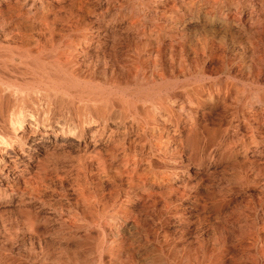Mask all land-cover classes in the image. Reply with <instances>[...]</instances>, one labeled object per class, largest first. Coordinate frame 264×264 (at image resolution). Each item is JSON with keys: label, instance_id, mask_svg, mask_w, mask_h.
Wrapping results in <instances>:
<instances>
[{"label": "rangeland", "instance_id": "rangeland-1", "mask_svg": "<svg viewBox=\"0 0 264 264\" xmlns=\"http://www.w3.org/2000/svg\"><path fill=\"white\" fill-rule=\"evenodd\" d=\"M19 1L0 0V86H5L0 87V134L1 137H4L6 136L4 131L10 129L17 136L25 134L27 131L41 136L44 132V125L56 130L57 134L52 133L49 140L46 139L47 142L43 141L38 151L33 150L31 141L24 144L20 151H18L19 147L15 145V149L12 151V156H16L17 160H15V168L10 173H7L6 170L0 171V264H89L91 262L92 264H136L137 262L138 264H194V262L196 264H257V262L264 264V0ZM174 1L177 3L175 4ZM240 1L241 3H238ZM89 5L93 7L90 8ZM82 7L85 8V13ZM103 11L104 13H101ZM115 11L117 12L115 13ZM112 13L113 15H111ZM164 16L167 17L166 21ZM169 18L171 19L169 20ZM82 20H85L86 24ZM88 21L90 22L87 23ZM92 27L93 29L98 28L97 30L100 31L92 30ZM168 29L170 30L168 31ZM63 33H67V37ZM80 35L83 36L80 37ZM73 41L75 42L73 43ZM61 48L63 49L61 50ZM136 48L138 50H135ZM158 51L159 54H156ZM133 54H137L138 59ZM96 55L103 56L97 58ZM118 55L119 58L115 57ZM122 59L124 60L121 61ZM154 59L156 60L154 61ZM132 66L135 67L132 68ZM30 70L31 72H29ZM46 70L48 72L52 70L55 75L58 74L61 84L65 82L62 84L63 87L47 91L40 86V80L47 75ZM91 75L93 76L90 77ZM165 79L168 82H163ZM171 79L172 82H170ZM10 85H13L14 88ZM176 86L177 88H175ZM27 87L29 89H26ZM99 90L105 92L102 93L104 97L101 102L99 100H84L75 93H83V91L99 93ZM67 95L71 97L68 98ZM109 96L110 98H108ZM132 105L136 106L137 114L131 109ZM154 107L157 108V111ZM145 111H148V115ZM30 112L31 114H29ZM32 116L39 119L36 122L37 126L33 124L36 128L31 126ZM22 117H24V123L19 124V118ZM144 119L146 120L144 121ZM153 121L157 124L155 125ZM64 124H69L71 131L66 128L63 133L60 127H63ZM143 125L144 127H142ZM79 126L83 127L84 132H79ZM169 131L175 132V135ZM94 132H96V138L89 140L90 134ZM120 140H123V143ZM171 140L173 142H170ZM118 142L122 147L118 145ZM177 142H180L181 145ZM71 143L73 144L70 145ZM152 144L153 146H151ZM4 146L7 145L4 144ZM181 152L182 154H180ZM63 154L70 158H64ZM135 155L136 157H134ZM153 160L154 162H152ZM69 161L76 163L72 164ZM115 165L116 167H114ZM130 171L133 176L129 174ZM115 175L121 177L116 178ZM41 181L43 182L41 183ZM164 189L168 190V193ZM24 190L26 191L24 192ZM153 192L154 194H151ZM151 195L154 196L151 197ZM122 217L124 218L122 219ZM108 231L109 233H107ZM210 234L211 236H209ZM260 234L263 236L261 237ZM171 244L173 245L171 246ZM165 252L167 253L165 254ZM187 255L191 256L186 257ZM248 255L249 257H247ZM209 256H211V260ZM181 258L184 260L182 261ZM121 259L124 261L121 262ZM252 260L257 261L251 263Z\"/></svg>", "mask_w": 264, "mask_h": 264}, {"label": "bare ground", "instance_id": "bare-ground-1", "mask_svg": "<svg viewBox=\"0 0 264 264\" xmlns=\"http://www.w3.org/2000/svg\"><path fill=\"white\" fill-rule=\"evenodd\" d=\"M18 1H19V0H18ZM31 1H32V0H31ZM31 1H30V2H31ZM33 1H34V0H33ZM36 1H37V0H36ZM51 1H52V0H51ZM53 1H54V0H53ZM84 1H85V0H84ZM89 1H90V0H89ZM111 1H112V0H111ZM111 1H110V2H111ZM130 1H132V0H130ZM149 1H151V0H149ZM203 1H206V0H203ZM16 2H17V0H16ZM19 2H20V1H19ZM22 2H23V1H22ZM22 2H21V3H22ZM40 2H41V1H40ZM74 2H75V1H74ZM87 2H88V0H87ZM93 2H94V1H93ZM113 2H114V1H113ZM113 2H112V3H113ZM161 2H162V1H161ZM161 2H160V3H161ZM212 2H213V1H212ZM258 2H259V1H258ZM0 3H1V2H0ZM21 3H20V4H21ZM47 3H48V2H47ZM51 3H52V2H51ZM80 3H81V2H80ZM82 3H83V2H82ZM84 3H85V2H84ZM116 3H117V1H116ZM118 3H119V2H118ZM132 3H133V2H132ZM137 3H138V2H137ZM147 3H148V2H147ZM149 3H150V2H149ZM151 3H152V2H151ZM151 3H150V4H151ZM153 3H154V2H153ZM162 3L164 4V2H162ZM166 3H167V2H166ZM174 3H175V1H174ZM176 3H177V2H176ZM176 3H175V4H176ZM191 3H192V2H191ZM228 3H229V1H228ZM238 3H241V1L238 2ZM18 4H19V3H18ZM24 4H25V3H24ZM27 4H28V2H27ZM31 4H32V2H31ZM31 4H30V5H31ZM85 4H86V3H85ZM89 4H90V3H89ZM101 4H102V2H101ZM145 4H146V3H145ZM179 4H180V3H179ZM199 4H200V3H199ZM222 4H223V3H222ZM249 4H250V3H249ZM256 4H257V3H256ZM7 5H8V4H7ZM46 5H47V4H46ZM51 5H52V4H51ZM51 5H50V6H51ZM54 5H55V4H54ZM57 5H58V4H57ZM83 5H84V4H83ZM96 5H97V4H96ZM96 5H95V6H96ZM104 5H105V4H104ZM134 5H135V4H134ZM238 5H239V4H238ZM251 5H252V4H251ZM17 6H18V5H17ZM21 6H22V5H21ZM23 6H24V5H23ZM25 6H26V5H25ZM25 6H24V7H25ZM74 6H75V4H74ZM81 6H82V5H81ZM110 6H111V5H110ZM131 6H132V5H131ZM138 6H139V4H138ZM141 6H142V5H141ZM147 6H149V5L147 4ZM191 6H192V5H191ZM19 7H20V5H19ZM47 7H48V6H47ZM76 7H77V6H76ZM89 7H90V5H89ZM91 7H93V6H91ZM91 7H90V8H91ZM100 7H101V5H100ZM105 7H106V6H105ZM125 7H126V6H125ZM133 7H134V6H133ZM143 7H144V6H143ZM150 7H151V6H150ZM171 7H172V6H171ZM199 7H200V6H199ZM215 7H216V6H215ZM9 8L11 9V7H9ZM13 8H15V7H13ZM13 8H12V10H13ZM48 8H49V7H48ZM51 8H52V7H51ZM77 8H78V7H77ZM82 8H83V7H82ZM87 8H88V7H87ZM114 8H115V7H114ZM126 8H127V7H126ZM147 8H148V7H147ZM152 8H153V7H152ZM175 8H177V7H175ZM5 9H6V8H5ZM15 9H17V8H15ZM57 9H58V8H57ZM62 9H63V7L60 9L61 12H62ZM73 9H74V8H73ZM79 9H80V8H79ZM84 9H85V8H83V12H84ZM106 9H107V8H106ZM145 9H146V8H145ZM155 9H156V8H155ZM155 9H154V10H155ZM167 9H168V7H167ZM169 9H170V8H169ZM172 9H173V8H172ZM252 9H253V8H252ZM263 9H264V8H263ZM17 10H18V9H17ZM25 10H26V9H25ZM77 10H78V9H77ZM90 10H91V9H90ZM94 10H95V9H94ZM116 10H117V8H116ZM135 10H136V9H135ZM139 10H140V9H139ZM141 10H142V9H141ZM143 10H144V8H143ZM162 10H163V9H162ZM15 11H16V10H15ZM43 11H44V10H43ZM53 11H54V10H53ZM55 11H56V10H55ZM64 11H66V10H64ZM74 11H75V10H74ZM105 11H106V10H105ZM117 11H118V10H117ZM117 11H115V13H116ZM132 11H133V9H132ZM132 11H131V12H132ZM136 11H137V10H136ZM212 11H213V10H212ZM260 11H261V10H260ZM262 11H263V10H262ZM25 12H26V11H25ZM27 12H28V11H27ZM78 12H79V11H78ZM97 12H98V11H97ZM122 12H123V11H122ZM142 12H143V11H142ZM150 12H151V11H150ZM162 12H163V11H162ZM191 12H192V11H191ZM9 13H11V12H9ZM15 13H16V12H15ZM28 13H29V12H28ZM36 13H37V12H36ZM39 13H40V12H39ZM79 13H81V12H79ZM84 13H85V12H84ZM84 13H83V14H84ZM90 13H91V12H90ZM90 13H89V14H90ZM101 13H104V11L101 12ZM113 13H114V12H113ZM113 13H112L111 15H113ZM119 13H120V11H119ZM144 13H145V11H144ZM153 13H154V12H153ZM181 13H182V12H181ZM218 13H219V12H218ZM224 13H225V12H224ZM232 13H233V12H232ZM236 13H237V12H236ZM260 13H261V12H260ZM25 14H26V13H25ZM29 14H30V13H29ZM29 14H28V15H29ZM34 14H35V13H34ZM109 14H110V13H109ZM130 14H131V13H130ZM130 14H129V15H130ZM251 14H252V13H251ZM2 15H3V14H2ZM2 15H1V16H2ZM20 15H21V14H20ZM59 15H60V14H59ZM70 15H71V14H70ZM81 15H82V13H81ZM99 15H100V14H99ZM105 15H106V12H105ZM135 15H136V14H135ZM137 15H139V14H137ZM150 15H151V14H150ZM154 15H155V14H154ZM154 15H152V16H154ZM182 15H183V14H182ZM198 15H199V14H198ZM201 15H202V14H201ZM216 15H217V14H216ZM258 15H259V14H258ZM261 15H262V14H261ZM40 16H41V15H40ZM71 16H73V15H71ZM71 16H70V17H71ZM77 16H78V13H77ZM79 16H80V14H79ZM114 16H115V15H114ZM204 16H205V15H204ZM211 16H212V15H211ZM42 17H43V16H42ZM56 17H58V16L56 15ZM74 17H75V16H74ZM85 17H86V16H85ZM107 17H108V16H107ZM164 17H165V16H164ZM178 17H179V16H178ZM195 17H196V16H195ZM205 17H206V16H205ZM224 17H226V16H224ZM13 18H14V17H13ZM16 18H17V20H18V17H16ZM82 18H84V16H82ZM82 18H80V19H82ZM117 18H118V17H117ZM117 18H116V19H117ZM149 18H150V17H149ZM166 18H167V17H165V21H166ZM180 18H181V17H180ZM187 18H188V17H187ZM232 18H233V17H232ZM234 18H235V17H234ZM249 18H250V17H249ZM38 19H39V18H38ZM38 19H37V20H38ZM55 19H56V18H55ZM74 19H75V18H74ZM78 19H79V18H78ZM106 19H107V18H106ZM111 19H112V17H111ZM113 19H114V18H113ZM135 19L137 20V18H135ZM170 19H171V18H169V20H170ZM230 19H231V18H230ZM39 20H40V19H39ZM57 20H58V19H57ZM92 20H93V19H92ZM132 20H133V19H132ZM146 20H147V19H146ZM219 20H220V19H219ZM221 20H222V19H221ZM223 20H224V19H223ZM227 20H228V19H227ZM70 21H71V20H70ZM77 21H78V20H77ZM82 21H85V20H82ZM98 21H99V20H98ZM100 21H101V20H100ZM139 21H142V20H139ZM160 21H162V20L160 19ZM171 21H172V20H171ZM174 21H175V20H174ZM224 21H225V20H224ZM249 21H250V20H249ZM252 21H253V20H252ZM78 22H79V21H78ZM89 22H90V21H88L87 23H89ZM123 22H124V21H123ZM131 22H132V21H131ZM133 22H134V21H133ZM137 22H138V21H137ZM162 22H164V21H162ZM228 22H229V21H228ZM66 23H67V22H66ZM96 23H97V21H96ZM135 23H136V22H135ZM140 23H141V22H140ZM140 23H139V24H140ZM147 23H148V22H147ZM152 23H153V22H152ZM157 23H158V22H157ZM169 23H170V21H169ZM249 23H250V22H249ZM33 24H34V23H33ZM41 24H42V23H41ZM43 24H44V23H43ZM45 24H46V22H45ZM45 24H44V25H45ZM85 24H86V21H85ZM85 24L83 23V26H84ZM107 24H108V22H107ZM131 24H134V23H131ZM148 24H149V23H148ZM174 24H175V23H174ZM174 24H173V25H174ZM177 24H178V23H177ZM258 24H260V23H258ZM16 25H17V24H16ZM44 25H43V26H44ZM55 25H56V24H55ZM69 25H70V24H69ZM81 25H82V24H81ZM87 25H88V24H87ZM129 25H130V24H129ZM143 25H144V24H143ZM250 25H252V24H250ZM254 25H255V24H253V26H254ZM66 26H67V25H66ZM101 26H102V25H101ZM106 26H107V25H106ZM135 26H136V25H135ZM138 26H139V25H138ZM144 26H145V25H144ZM150 26H151V25H150ZM248 26H249V25H248ZM253 26H252V27H253ZM96 27H97V26H96ZM103 27H104V26H103ZM107 27H108V26H107ZM120 27H121V26H120ZM123 27H124V26H123ZM126 27H127V26H126ZM156 27H157V26H156ZM160 27H162V25H160ZM164 27H165V26H164ZM169 27H172V26H169ZM175 27H176V26H175ZM178 27H179V26H178ZM181 27H182V26H181ZM254 27H255V26H254ZM256 27H257V26H256ZM263 27H264V26H263ZM84 28H85V27H84ZM99 28H100V25H99ZM104 28H105V27H104ZM104 28H103V30H104ZM133 28H134V27H133ZM143 28H144V27H143ZM151 28H153V27H151ZM157 28H158V27H157ZM167 28H168V27H167ZM167 28H166V29H167ZM173 28H174V27H173ZM249 28H250V27H249ZM257 28H258V27H257ZM33 29H34V27H33ZM54 29H55V28H54ZM56 29H57V28H56ZM68 29H70V27H69ZM95 29L97 30L98 28H95ZM95 29H93V27H92V30H95ZM100 29H101V28H100ZM111 29H112V28H111ZM127 29H129V28H127ZM135 29H136V28H135ZM159 29H160V28H159ZM179 29H180V28H179ZM186 29H187V28H186ZM190 29H191V28H190ZM139 30H140V28H139ZM155 30H156V29H155ZM169 30H170V29H168V31H169ZM250 30H251V29H250ZM257 30H259V29H257ZM260 30H261V29H260ZM53 31H54V30H53ZM67 31H68V30H67ZM71 31H72V30L70 29V32H71ZM97 31H100V30H97ZM112 31H113V30H112ZM120 31H122V30L120 29ZM120 31H119V32H120ZM130 31H131V30H130ZM134 31H135V30H134ZM137 31H138V29H137ZM142 31H143V30H142ZM148 31L150 32V30H148ZM152 31H153V30H152ZM162 31H163V29H162ZM178 31H180V30H178ZM63 32H64V30H63ZM81 32H82V31H81ZM83 32H84V31H83ZM85 32H86V30H85ZM104 32H105V31H104ZM109 32H110V31H109ZM154 32H155V31H154ZM164 32H165V30H164ZM172 32H173V30H172ZM176 32H177V31H176ZM182 32L184 33V31H182ZM261 32H262V31H261ZM91 33H92V32H91ZM99 33H100V32H99ZM138 33H139V31H138ZM140 33H141V32H140ZM147 33H148V32H147ZM147 33H146V34H147ZM150 33H151V32H150ZM155 33H156V35H158L157 32H155ZM166 33H167V32H166ZM170 33H171V32H170ZM55 34H57V33H55ZM58 34H59V33H58ZM60 34H61V33H60ZM63 34H64V33H63ZM66 34H67V33H66ZM66 34H64V35H66ZM84 34H85V33H84ZM95 34H96V33H95ZM136 34H137V33H136ZM148 34H149V33H148ZM168 34H169V33H168ZM71 35H72V34H71ZM85 35H86V34H85ZM106 35H107V34H106ZM106 35H105V36H106ZM131 35H132V34H131ZM149 35H150V34H149ZM159 35H160V34H159ZM172 35H173V33H172ZM183 35H184V34H183ZM249 35H250V34H249ZM15 36H16V35H15ZM61 36H62V35H61ZM68 36H70V35L68 34ZM82 36H83V35H80V37H82ZM101 36H102V35H101ZM114 36H115V35H114ZM121 36H123V34H121ZM121 36H120V37H121ZM184 36H185V35H184ZM189 36H190V35H189ZM50 37H51V34H50ZM66 37H67V35H66ZM110 37H111V36H110ZM126 37H127V36H126ZM137 37H138V36H137ZM149 37H150V36H149ZM179 37H180V36H179ZM185 37H187V36H185ZM185 37H184V38H185ZM190 37H191V36H190ZM40 38H41V37H40ZM45 38H46V37H45ZM48 38H49V37H48ZM51 38H52V37H51ZM78 38H79V37H78ZM89 38H90V37H89ZM114 38H116V37H114ZM144 38H145V37H144ZM147 38H148V37H147ZM147 38H146V39H147ZM159 38H160V37H159ZM177 38H178V37H177ZM35 39H36V38H35ZM38 39H39V38H38ZM42 39H43V38H42ZM56 39H57V38H56ZM64 39H65V38H64ZM66 39H67V38H66ZM68 39H69V38H68ZM73 39H74V38H73ZM75 39H76V38H75ZM84 39H85V38H84ZM96 39H97V38H96ZM104 39H105V38H104ZM116 39H118V38H116ZM121 39H122V38H121ZM142 39H143V37H142ZM80 40H81V39H80ZM85 40H86V39H85ZM99 40H100V37H99ZM107 40H108V39H107ZM132 40H133V39H132ZM147 40H148V39H147ZM153 40H154V39H153ZM177 40H178V39H177ZM182 40H183V39H182ZM186 40H187V39H186ZM34 41H36V40H34ZM64 41H65V40H64ZM86 41H87V40H86ZM101 41H102V40H101ZM101 41H100V42H101ZM144 41H145V43H146V40H144ZM187 41H188V40H187ZM68 42H69V41H68ZM68 42H67V43H68ZM74 42H75V41H73V43H74ZM80 42H81V41H80ZM89 42H90V41H89ZM103 42H104V41H103ZM105 42H107V41H105ZM105 42H104V43H105ZM129 42H130V40H129ZM151 42H152V41H151ZM155 42H156V41H155ZM155 42H154V43H155ZM183 42H184V41H183ZM61 43H62V42H61ZM61 43H60V44H61ZM84 43H85V42H84ZM132 43H133V42H132ZM139 43H140V42H139ZM139 43H138V44H139ZM143 43H144V42H143ZM143 43H142V45H143ZM149 43H150V42H149ZM149 43H148V44H149ZM88 44H89V43H88ZM148 44H147V45H148ZM169 44H170V43H169ZM175 44H176V40H175ZM175 44H174V46H176ZM178 44H179V43H178ZM39 45H40V44H39ZM41 45H42V44H41ZM41 45H40V46H41ZM61 45H62V44H61ZM66 45H67V44H66ZM128 45H129V44H128ZM144 45H145V44H144ZM150 45H151V43H150ZM161 45H162V44H161ZM161 45H160V46H161ZM163 45H164V44H163ZM172 45H173V44H172ZM182 45H183V44H182ZM40 46H39V47H40ZM100 46H101V45H100ZM110 46H111V45H110ZM112 46H114V45L112 44ZM140 46H141V43H140ZM145 46H146V45H145ZM170 46H171V44H170ZM174 46H173V47H174ZM61 47H62V46H61ZM67 47H68V46H67ZM74 47H75V46H74ZM80 47H81V46H80ZM80 47H79V48H80ZM124 47H125V45H124ZM126 47H127V46H126ZM135 47H138V46H135ZM150 47H151V46H150ZM165 47H166V46H165ZM58 48H60V47H58ZM76 48H77V47H76ZM81 48H82V47H81ZM88 48H89V47H88ZM113 48H114V47H113ZM115 48H116V47H115ZM138 48H140V47H138ZM170 48H171V47H170ZM21 49H23V48H21ZM40 49H41V47H40ZM53 49H54V48H53ZM62 49H63V48H61V50H62ZM68 49L70 50V48H68ZM71 49H73V48H71ZM77 49H78V48H77ZM109 49H110V48H109V46H108V50H109ZM118 49H119V48H118ZM125 49H126V48H125ZM131 49L134 50V48H131ZM149 49H150V48H149ZM38 50H39V49H38ZM114 50H115V49H114ZM135 50H138V49L136 48ZM152 50H153V49H152ZM30 51H31V50H30ZM43 51H44V50H43ZM55 51H56V50H55ZM96 51H97V50H96ZM112 51H113V50H112ZM124 51H125V50H124ZM127 51H128V49H127ZM127 51H126V52H127ZM154 51H155V49H154ZM160 51H161V50H160ZM19 52H21V51H19ZM25 52H27V51H25ZM51 52H52V50H51ZM51 52H49V53H51ZM66 52L69 53L68 51H66ZM86 52H87V51H86ZM90 52H91V51H90ZM105 52H106V51H105ZM113 52H114V51H113ZM119 52H120V51H119ZM140 52H141V51H140ZM144 52H145V51H144ZM144 52H143V53H144ZM146 52H147V51H146ZM156 52H157V51H156ZM4 53H5V52H4ZM39 53H40V52H39ZM54 53H55V52H54ZM83 53H84V52H83ZM131 53H132V52H131ZM134 53H136V52H134ZM138 53H139V52H138ZM153 53H154V52H153ZM162 53H164V52H162ZM162 53H161V54H162ZM5 54H6V53H5ZM5 54H4V56H6ZM44 54H46V53H44ZM69 54H70V53H69ZM72 54H73V53H72ZM105 54H106V53H105ZM156 54H159V51H158V53H156ZM156 54H155V55H156ZM7 55H8V54H7ZM23 55H24V54H23ZM81 55H82V54H81ZM86 55H87V54H86ZM89 55H90V54H89ZM97 55H98V54H97ZM97 55H96V56H97ZM110 55H111V54H110ZM110 55H109V56H110ZM121 55H122V53H121ZM133 55H134V54H133ZM133 55H132V56H133ZM136 55H137V54H135L134 56L136 57ZM13 56H14V54H13ZM17 56H18V55H17ZM24 56H25V55H24ZM40 56H41V55H40ZM102 56H103V55H102ZM102 56H101V55H100V56H97V58H98V57H102ZM122 56H123V55H122ZM42 57H43V56H42ZM72 57H73V56H72ZM72 57H71V58H72ZM74 57H75V55H74ZM74 57H73V59H74ZM85 57H86V56H85ZM112 57H113V56H112ZM115 57H118V58H119L120 56L118 55V56H115ZM139 57H140V56H139ZM1 58H2V57H1ZM6 58H7V57H6ZM22 58H23V57H22ZM58 58H59V57H58ZM68 58H69V57H68ZM68 58H67V59H68ZM90 58H91V57H90ZM105 58H107V57H105ZM113 58H114V57H113ZM136 58H137V57H136ZM150 58H151V57H150ZM155 58H156V57H155ZM157 58H158V56H157ZM157 58H156V59H157ZM159 58H160V56H159ZM64 59H65V58H64ZM75 59H76V58H75ZM99 59H100V58H99ZM114 59H115V58H114ZM125 59H127V58H125ZM137 59H138V58H137ZM137 59H136V60H137ZM156 59H154V61H155ZM161 59H162V57H161ZM174 59H175V58H174ZM9 60H10V59H9ZM19 60H20V59H19ZM78 60H79V59H78ZM123 60H124V59H122L121 61H123ZM127 60H128V59H127ZM172 60H173V59H172ZM48 61H49V60H48ZM90 61H91V60H90ZM107 61H109V60H107ZM111 61H112V58H111ZM140 61H141V60H140ZM140 61H139V62H140ZM152 61H153V60H152ZM160 61H161V60H160ZM162 61H163V60H162ZM174 61H175V60H174ZM174 61H172V62H174ZM3 62H4V61H3ZM9 62H10V61H9ZM109 62H110V61H109ZM139 62H138V65H139ZM141 62H142V61H141ZM163 62H164V61H163ZM7 63H8V62H7ZM7 63H6V64H7ZM12 63H13V62H12ZM52 63H53V62H52ZM85 63H86V62H85ZM104 63H105V61H104ZM111 63H112V62H111ZM131 63H132V62H131ZM135 63H136V62H135ZM135 63H133V64H135ZM150 63H152V62H150ZM157 63H159V62H157ZM60 64H62V63H60ZM72 64H73V63H72ZM106 64H107V63H106ZM117 64H118V63H117ZM120 64H121V63H120ZM122 64H123V63H122ZM133 64H130V65H133ZM148 64H149V63H148ZM154 64H155V63H154ZM154 64H153V65H154ZM173 64H174V63H173ZM62 65H64V64H62ZM109 65H110V63H109ZM111 65H112V64H111ZM124 65H126V64H124ZM124 65H123V66H124ZM130 65H129V66H130ZM157 65L159 66V64H157ZM157 65H155V66H157ZM26 66H27V65H26ZM28 66H29V65H28ZM48 66H49V65H48ZM72 66H73V65H72ZM77 66H78V65H77ZM87 66H88V65H87ZM107 66H108V64H107ZM123 66H122V68H123ZM135 66H136V65H135ZM135 66H134V67H135ZM41 67H42V66H41ZM64 67H65V66H64ZM64 67H63V68H64ZM114 67H115V66H114ZM134 67L132 66V68H134ZM139 67H140V66H139ZM139 67H137L138 70H139ZM152 67H153V66H152ZM161 67H163V66H161ZM161 67H160V68H161ZM28 68H29V67H28ZM61 68H62V67H61ZM69 68H70V67H69ZM81 68H83V67H81ZM90 68H91V67H90ZM93 68H94V67H93ZM93 68H92V69H93ZM120 68H121V67H120ZM127 68H128V66H127ZM143 68H144V67H143ZM160 68H159V69H160ZM173 68H174L173 70H175V67H173ZM29 69H30V68H29ZM86 69L88 70V68H86ZM117 69H118V68H117ZM117 69H116V70H117ZM154 69H156V68H154ZM164 69H165V68H164ZM170 69H171V68H170ZM26 70H27V69H26ZM84 70H85V69H84ZM106 70H107V69H106ZM108 70H109V69H108ZM113 70H114V69H113ZM123 70H124V69H123ZM143 70H144V69H143ZM173 70H172V72H173ZM16 71H17V70H16ZM46 71H47V70H46ZM54 71H55V70H54ZM68 71H70V70H68ZM68 71H67V73H68ZM109 71H110V70H109ZM118 71H119V70H118ZM133 71H135V70H133ZM136 71H137V69H136ZM145 71H146V70H145ZM163 71H165V70H163ZM29 72H31V70H30ZM32 72H33V69H32ZM58 72H60V71H58ZM72 72H73V71H72ZM94 72H96V71L94 70ZM114 72H115V71H114ZM127 72H128V70H127ZM156 72H157V70H156ZM165 72H166V71H165ZM35 73H36V72H35ZM39 73H41V72H39ZM56 73H57V71H56ZM90 73H91V70H90ZM104 73H105V72H104ZM135 73H138V72H135ZM159 73H160V72H159ZM168 73H169V71H168ZM46 74H47V75H46L44 78H42V79L40 80V84H39L40 86H42V87H43L44 89H46L47 91H48V90H52V89H59L61 86L63 87L62 84H64L65 82L61 84V79L57 76L58 74L55 75V73H53L52 70H50L49 72L47 71ZM61 74H62V73H61ZM80 74H81V73H80ZM84 74H85V73H84ZM97 74H98V72H97ZM97 74H96V75H97ZM161 74H163V73L161 72ZM161 74H160V75H161ZM174 74H175V73H174ZM134 75H137V74H134ZM151 75H152V74H151ZM35 76H36V75H35ZM92 76H93V75H91L90 77H92ZM105 76H108V75H105ZM164 76H165V75H164ZM167 76H168V74H167ZM154 77H156V76H154ZM171 77H172V76H171ZM31 78H32V77H31ZM31 78H30V79H31ZM67 78H68V77H67ZM69 78H71V77H69ZM72 78H73V77H72ZM72 78H71V79H72ZM87 78H88V77H87ZM95 78H96V77H95ZM121 78H122V77H121ZM162 78H163V77H162ZM164 78H165V77H164ZM21 79H22V78H21ZM110 79H111V77H110ZM136 79H137V78H136ZM156 79H157V77H156ZM172 79H173V78H172ZM172 79H171V81H170V80H169V81L172 82V81H173ZM77 80H78V79H77ZM157 80H158V79H157ZM161 80H162V79H161ZM27 81H28V80H27ZM78 81H79V80H78ZM142 81H143V80H142ZM159 81H160V80H159ZM164 81H167V80L165 79V80H163V82H164ZM157 82H158V81H157ZM161 82H162V81H161ZM167 82H168V81H167ZM170 82H169V83H170ZM200 82H201V81H200ZM2 83H3V82H2ZM26 83H28V82H26ZM30 83H32V82H30ZM69 83H70V82H69ZM77 83H78V82H77ZM132 83H133V82H132ZM132 83H131V84H132ZM143 83H144V82H143ZM178 83H179V82H178ZM7 84H8V83H7ZM32 84H33V83H32ZM83 84H84V83H83ZM147 84H148V83H147ZM154 84H155V83H154ZM200 84H201V83H200ZM3 85H4V84H3ZM39 85H38V86H39ZM71 85H72V84H71ZM76 85H77V84H76ZM84 85H85V84H84ZM87 85H88V84H87ZM90 85H91V84H90ZM93 85H94V84H93ZM110 85H111V84H110ZM135 85H136V84H135ZM156 85H157V84H156ZM163 85H164V84H163ZM173 85H174V84H173ZM173 85H172V86H173ZM176 85H177V83H176ZM7 86H8V85H7ZM10 86H11V85H10ZM95 86H96V85H95ZM98 86H99V85H98ZM101 86L103 87L102 84H101ZM104 86H105V85H104ZM107 86H108V85H107ZM124 86H125V85H124ZM152 86H154V85H152ZM160 86H161V85H160ZM160 86H159V87H160ZM169 86H170V85H169ZM172 86H171V87H172ZM0 87H5V86H0ZM11 87H13V85H12ZM75 87H76V86H75ZM79 87H80V85H79ZM82 87H83V86H82ZM147 87H148V86H147ZM157 87H158V86H157ZM9 88H10V87H9ZM13 88H14V87H13ZM20 88H21V90H22V87H20ZM31 88L33 89V87H31ZM69 88H70V87H69ZM77 88H78V87H77ZM80 88H81V87H80ZM84 88H85V86H84ZM94 88H95V87H94ZM108 88H109V87H108ZM111 88H112V87H111ZM173 88H174V87H173ZM173 88H172V89H173ZM175 88H177V86H176ZM175 88H174V89H175ZM26 89H29V88L27 87ZM26 89H25V91H27ZM37 89H38V88H37ZM67 89H68V88H67ZM71 89H72V88H71ZM91 89H92V88H91ZM104 89H105V88H104ZM113 89H114V88H113ZM170 89H171V88H170ZM17 90H19V89H17ZM23 90H24V89H23ZM34 90H36V89H34ZM78 90H79V89H78ZM88 90H90V89H88ZM97 90H98V87H97ZM102 90H103V89H102ZM115 90H116V89H115ZM117 90H118V89H117ZM124 90H125V89H124ZM145 90H146V89H145ZM154 90H155V89H154ZM2 91L4 92V90H2ZM68 91H69V90H68ZM73 91H74V90H73ZM95 91H96V90H95ZM99 91H100V90H99ZM99 91H98V92H99ZM109 91H110V88H109ZM122 91H123V90H122ZM122 91H121V92H122ZM148 91H149V90H148ZM148 91H147V92H148ZM150 91H152V90H150ZM165 91H166V89L164 90V92H165ZM22 92H23V91H22ZM28 92H29V91H28ZM31 92H32V91H31ZM52 92H53V91H52ZM59 92H60V91H59ZM61 92H62V91H61ZM110 92H111V91H110ZM123 92H124V91H123ZM138 92H139V91H138ZM141 92H142V91H141ZM144 92H145V91H144ZM155 92H157V91H155ZM158 92H160V91H158ZM167 92H168V91H167ZM12 93H13V91H12ZM40 93H41V92H40ZM55 93H56V92H55ZM75 93H76V95H79L80 97H82L84 100H95V101L99 100V101L101 102L102 98L104 97L103 94H104L105 92H101V91H100L99 93H95V92H94V93H90V92L87 93V91H86V92L83 91V93H82V92H81V93L75 92ZM102 93H103V94H102ZM180 93H181V92H180ZM10 94H11V93H10ZM27 94H28V93H27ZM38 94H39V92H38ZM42 94H43V93H42ZM42 94H41V95H42ZM48 94H49V93H48ZM60 94H62V93H60ZM64 94H65V93H64ZM66 94H68V93H66ZM114 94H115V93H114ZM118 94H119V93H118ZM150 94H151V93H150ZM169 94H170V93H169ZM190 94H192V93L190 92ZM15 95H16V94H15ZM15 95H14V96H15ZM147 95H148V94H147ZM153 95H154V94H153ZM153 95H152V96H153ZM155 95H157V94H155ZM175 95L177 96V94H175ZM181 95H182V94H181ZM186 95H187V94H186ZM16 96H17V95H16ZM16 96H15V99H16ZM53 96H54V95H53ZM56 96L58 97V95H56ZM64 96H65V95H64ZM67 96H68V95H67ZM125 96H126V95H125ZM139 96H140V94H139ZM152 96H151V97H152ZM167 96H168V95H167ZM178 96H179V95H178ZM27 97H28V96H27ZM34 97H35V96H34ZM70 97H71V96H70ZM70 97L68 96V98H70ZM123 97H124V96H123ZM189 97H190V96H189ZM197 97H198V96H197ZM20 98H21V97H20ZM28 98L30 99V97H28ZM50 98H51V97H50ZM62 98H63V97H62ZM82 98H80V99H82ZM108 98H110V96H109ZM155 98H156V97H155ZM29 99H28V100H29ZM43 99H45V98H43ZM78 99H79V98H78ZM129 99H132V98H129ZM150 99H151V98H150ZM169 99H170V98H169ZM189 99H190V98H189ZM199 99H200V98H199ZM57 100H58V98H57ZM126 100H127V99H126ZM145 100H146V99H145ZM159 100H160V99H159ZM170 100H171V99H170ZM179 100H180V99H179ZM187 100H188V99H187ZM24 101H25V100H24ZM31 101H32V99H31ZM31 101H30V102H31ZM42 101H43V100H42ZM58 101H59V100H58ZM70 101H71V100H70ZM82 101H83V100H82ZM82 101H81V102H82ZM127 101H128V100H127ZM138 101H140V100H138ZM141 101H142V100H141ZM152 101H153V100H152ZM26 102H27V99H26ZM30 102H29V103H30ZM68 102H69V100H68ZM122 102H123V101H122ZM130 102H131V101H130ZM149 102H150V101H149ZM160 102H161V101H160ZM176 102H177V101H176ZM181 102H182V101H181ZM181 102H180V103H181ZM190 102H191V101H190ZM70 103H71V102H70ZM104 103H105V102H104ZM124 103H125V102H124ZM138 103H139V102H138ZM162 103H163V102H162ZM167 103H168V102H167ZM184 103H185V102H184ZM261 103H262V102H261ZM21 104H22V103H21ZM34 104H36V103H34ZM40 104H41V103H40ZM52 104H53V102H52ZM76 104H77V103H76ZM88 104H89V103H88ZM125 104H126V103H125ZM127 104H128V103H127ZM169 104H170V103H169ZM193 104H194V103H193ZM53 105H54V104H53ZM77 105H78V104H77ZM80 105H81V104H80ZM101 105H102V104H101ZM128 105H129V104H128ZM142 105H143V104H142ZM150 105H151V104H150ZM177 105H178V104H177ZM183 105H184V104H183ZM191 105H192V104H191ZM126 106H127V105H126ZM166 106H167V104H166ZM189 106H190V105H189ZM194 106H195V105H194ZM14 107H15V106H14ZM131 107H132V108H131ZM131 107H130V108L133 110V112L137 114V108H136V106H135V105H132ZM149 107H150V106H149ZM159 107H160V106H159ZM159 107H158V108H159ZM161 107H162V105H161ZM163 107H164V106H163ZM112 108H113V107H112ZM146 108H147V106H146ZM146 108H145V109H146ZM178 108H179V110H180V107H178ZM184 108H185V107H184ZM194 108H195V107H194ZM24 109H25V108H24ZM30 109H31V108H30ZM30 109H29V110H30ZM68 109H69V108H68ZM151 109H152V108H151ZM154 109H155V111H157V110H156L157 108L154 107ZM169 109H170V107H169ZM174 109H175V107H174ZM188 109H189V108H188ZM42 110H43V109H42ZM115 110H116V109H115ZM141 110H142V109H141ZM149 110H150V109H149ZM149 110H148V111H149ZM179 110H178V111H179ZM190 110H191V109H190ZM50 111H51V110H50ZM118 111H120V110H118ZM121 111H122V110H121ZM148 111H145V112L147 113V115H148ZM172 111H173V110H172ZM175 111H176V110H175ZM184 111H185V110H184ZM122 112H123V111H122ZM142 112H143V111H142ZM149 112H150V111H149ZM260 112H262V111H260ZM27 113H28V112H27ZM33 113H34V112H33ZM54 113H55V112H54ZM118 113H119V112H118ZM123 113H124V112H123ZM143 113H144V112H143ZM187 113H188V112H187ZM252 113H253V112H252ZM19 114H21V113H19ZM19 114H18V115H19ZM29 114H31V112H30ZM42 114H44V113H42ZM52 114H53V112H52ZM77 114H78V113H77ZM165 114H166V113H165ZM193 114H195V113H193ZM255 114H256V113H255ZM12 115H13V113H12ZM37 115H38V114H37ZM129 115H130V114H129ZM129 115H128V116H129ZM134 115H135V114H134ZM147 115H146V116H147ZM162 115H163V114H162ZM190 115H191V114H190ZM195 115H196V114H195ZM24 116H25V115H24ZM116 116H117V115H116ZM131 116H132V115H131ZM143 116H144V115H143ZM198 116H199V115H198ZM202 116H204V115H202ZM32 117H33V121L31 122V123H32L31 126L36 128V126H37V124H38V123H36V122H37V120H39V119H38L37 117H34V116H32ZM42 117H43V116H42ZM139 117H140V116H139ZM148 117H149V116H148ZM162 117H163V116H162ZM169 117H170V116H169ZM169 117H168V118H169ZM173 117H174V116H173ZM183 117H184V116H183ZM254 117H255V116H254ZM23 118H24V117L19 118V121H18L19 124H20V123L22 124V122L24 121ZM39 118H40V117H39ZM115 118H116V117H115ZM141 118H142V117H141ZM146 118H147V117H146ZM175 118H176V117H175ZM179 118H180V117H179ZM244 118H245V117H244ZM135 119H136V118H135ZM135 119H134V120H135ZM255 119H256V118H255ZM124 120H126L125 117H124ZM129 120H130V119H129ZM145 120H146V119H144V121H145ZM152 120H153V119H152ZM163 120H164V119H163ZM176 120H177V119H176ZM180 120H181V119H180ZM185 120H186V119H185ZM15 121H16V120H15ZM64 121H65V120H64ZM156 121H157V120H156ZM167 121H168V120H167ZM177 121H178V120H177ZM87 122H88V121H87ZM153 122H155V121H153ZM153 122H152V123H153ZM164 122H165V121H164ZM195 122H196V121H195ZM250 122H251V121H250ZM15 123H16V122H15ZM23 123H24V122H23ZM59 123H60V122H59ZM123 123H124V122H123ZM146 123H147V122H146ZM146 123H145V124H146ZM179 123H180V122H179ZM187 123H189V122H187ZM196 123H197V122H196ZM26 124H27V123H26ZM33 124H36V126H35V125L33 126ZM88 124H89V123H88ZM92 124H93V123H92ZM141 124H142V123H141ZM148 124H149V123H148ZM156 124H157V123L155 122V125H156ZM160 124H161V123H160ZM163 124H164V123H163ZM184 124H185V123H184ZM194 124H195V123H194ZM0 125H1V124H0ZM109 125H110V124H109ZM126 125H127V124H126ZM146 125H147V124H146ZM158 125H159V124H158ZM187 125H188V124H187ZM2 126H3V125H2ZM24 126H25V125H24ZM59 126H60V125H59ZM113 126H114V125H113ZM128 126H130V125L128 124ZM135 126H137V125L135 124ZM149 126H150V125H149ZM153 126H154V125H153ZM163 126H164V125H163ZM181 126H182V125H181ZM190 126H191V125H190ZM72 127H73V126H72ZM117 127H118V125H117ZM117 127H116V128H117ZM137 127H138V126H137ZM140 127H141V126H140ZM140 127H139V128H140ZM142 127H144V125H143ZM235 127H236V126H235ZM7 128H8V127H7ZM7 128H6V129H7ZM43 128H44V132L41 134V136H36V133H34V132H32V131H30V132L27 131V132H25V134H21V135L18 134L19 136H17V135H16L15 133H13L12 130H10V129H7L6 131H4V134H6V136H4V137L2 136V137H1V134H0V149L4 148V149H2V151L0 152V153H2V156H0V158H2L1 161H0V171H4V170H6L7 173H10L11 171H13V168H15V165H16L15 163H16L17 160H16V156H15V157L12 156V151H14V149H15V145H17V147H19V148H18V149H19L18 151H20V150L23 149L24 144H26V143L28 144V142L31 141L30 143H31V146H33V150L38 151V150L41 148L40 145H41V143H43V141H44V142H47L46 139L49 140V138L51 137V134H52V133L57 134V133H56L57 131H56V130H53V128H51L50 126H46V125H44ZM55 128H56V127H55ZM66 128H68V130L71 131V128L69 127V124H64L63 127H60V130H63V133H64ZM159 128H160V126H159ZM162 128H163V127H162ZM164 128H165V127H164ZM183 128H184V127H183ZM183 128H182V129H183ZM238 128H239V127H238ZM241 128H242V127H241ZM32 129H33V128H32ZM38 129H39V128H38ZM87 129H88V128H87ZM94 129H95V128H94ZM96 129H98V128H96ZM113 129H114V127H113ZM130 129H131V128H130ZM140 129H142V128H140ZM166 129H167V128H166ZM187 129H188V128H187ZM189 129H190V128H189ZM78 130H79L80 133H81V132H84V129H83L82 126H79V127H78ZM118 130H119V129H118ZM128 130H129V129H128ZM148 130H149V129H148ZM159 130H160V129H159ZM161 130H163V129H161ZM36 131H37V130H36ZM72 131H73V130H72ZM89 131H90V130H89ZM110 131H112V130H110ZM119 131H120V130H119ZM126 131H127V130H126ZM152 131H153V130H152ZM237 131H238V129H237ZM0 132H1V131H0ZM67 132H68V131H67ZM92 132H93V131H92ZM96 132H97V131H96ZM96 132L90 134V136H89V140H94V139L96 138V137H95ZM115 132H117V131H115ZM127 132H128V131H127ZM127 132H126V133H127ZM154 132H155V131H154ZM169 132H170V131H169ZM2 133H3V132H2ZM130 133H131V132H130ZM140 133H142V132H140ZM145 133H146V132H145ZM145 133H144V134H145ZM159 133H160V132H159ZM163 133H164V132H163ZM165 133H166V132H165ZM170 133H171V132H170ZM172 133H173V132H172ZM172 133H171V134H172ZM174 133H175V132H174ZM174 133H173V134H174ZM176 133H177V132H176ZM108 134H109V133H108ZM119 134H120V133H119ZM144 134H143V135H144ZM234 134H235V133H234ZM237 134H238V132H237ZM83 135H84V134H83ZM116 135H117V134H116ZM149 135H150V134H149ZM152 135H153V134H152ZM174 135H175V134H174ZM186 135H187V134H186ZM242 135H243V134H242ZM261 135H263V134H261ZM54 136H55V135H54ZM146 136H147V135H146ZM167 136H168V135H167ZM167 136H166V137H167ZM170 136H171V135H170ZM189 136H190V135H189ZM233 136H234V135H233ZM60 137H61V136H60ZM86 137H87V135H86ZM121 137H122V136H121ZM123 137H124V136H123ZM151 137H152V136H151ZM157 137H158V136H157ZM183 137H184V136H183ZM187 137H188V136H187ZM236 137H237V136H236ZM54 138H55V137H54ZM62 138H63V137H62ZM104 138H105V137H104ZM110 138H111V137H110ZM131 138H132V137H131ZM133 138H134V137H133ZM155 138H156V137H155ZM169 138H170V137H169ZM169 138H168V139H169ZM185 138H186V137H185ZM120 139H122V138H120ZM127 139H128V138H127ZM137 139H138V138H137ZM148 139H149V138H148ZM162 139H163V138H162ZM162 139H161V141H162ZM165 139H166V138H165ZM165 139H164V140H165ZM174 139H175V138H174ZM176 139H178V138H176ZM242 139H243V138H242ZM242 139H241V140H242ZM261 139H262V138H261ZM52 140H53V139H52ZM84 140H85V139H84ZM155 140H156V139H155ZM189 140H190V139H189ZM263 140H264V139H263ZM57 141H58V140H57ZM102 141H103V140H102ZM107 141H108V140H107ZM112 141H113V140H112ZM120 141H121V140H120ZM122 141H123V140H122ZM122 141H121V142H122ZM127 141H128V140H127ZM129 141H131L130 138H129ZM133 141H134V140H133ZM135 141H136V140H135ZM168 141H169V140H168ZM239 141H240V140H239ZM66 142H67V140H66ZM95 142H96V141H95ZM124 142H125V141H124ZM136 142H137V141H136ZM158 142H159V141H158ZM170 142H173V141L171 140ZM112 143H113V142H112ZM118 143H119V142H118ZM122 143H123V142H122ZM149 143H150V142H149ZM159 143H160V142H159ZM177 143H178V142H177ZM177 143H176V144H177ZM4 144H6L7 146H4ZM72 144H73V143H71L70 145H72ZM92 144H93V143H92ZM130 144H131V143H130ZM138 144H139V143H138ZM138 144H137V145H138ZM143 144H144V143H143ZM178 144H180V142H179ZM44 145H45V144H44ZM60 145H61V144H60ZM66 145H67V144H66ZM87 145H88V143H87ZM99 145H100V144H99ZM118 145H120V143H119ZM124 145H125V144H124ZM124 145H123V146H124ZM127 145H128V144H127ZM127 145H126V146H127ZM146 145H147V144H146ZM154 145H155V144H154ZM159 145H160V144H159ZM169 145H170V143H169ZM180 145H181V144H180ZM31 146H30V147H31ZM67 146H69V145H67ZM74 146H75V145H74ZM88 146H89V145H88ZM120 146L122 147V145H120ZM151 146H153V144H152ZM156 146H157V144H156ZM162 146H163V145H162ZM167 146H168V145H167ZM174 146H175V145H174ZM228 146H229V145H228ZM58 147L60 148V146H58ZM72 147H73V146H72ZM89 147H90V146H89ZM98 147H99V146H98ZM117 147H118V146H117ZM132 147H133V146H132ZM148 147H149V146H148ZM158 147H159V146H158ZM244 147H246V146H244ZM31 148H32V147H31ZM74 148H75V147H74ZM145 148H146V147H145ZM159 148H160V147H159ZM179 148H180V147H179ZM42 149H43V148H42ZM71 149H72V148H71ZM118 149H119V148H118ZM137 149H138V148H137ZM139 149H140V147H139ZM139 149H138V150H139ZM142 149H143V148H142ZM47 150H48V149H47ZM68 150H69V149H68ZM73 150H74V149H73ZM80 150H81V149H80ZM86 150H87V149H86ZM115 150H116V149H115ZM127 150H128V149H127ZM159 150H160V149H159ZM65 151H66V150H65ZM76 151H77V150H76ZM92 151H93V150H92ZM92 151H89V152H92ZM96 151H98V150H96ZM96 151H95V152H96ZM133 151H134V150H133ZM135 151H136V150H135ZM146 151H147V150H146ZM151 151H152V150H151ZM161 151H162V149H161ZM163 151H164V150H163ZM171 151H172V150H171ZM181 151H182V150H181ZM15 152H16V151H15ZM39 152H41V151H39ZM82 152H83V151H82ZM119 152H120V151H119ZM140 152H141V151H140ZM142 152H143V151H142ZM148 152H149V151H148ZM165 152H166V151H165ZM167 152H169V151H167ZM42 153H43V152H42ZM61 153H62V152H61ZM61 153H60V155H61ZM65 153H67V152H65ZM72 153H73V152H72ZM113 153L115 154V152H113ZM123 153H124V152H123ZM129 153H130V151H129ZM133 153H135V152H133ZM138 153H139V151H138ZM138 153H137V154H138ZM160 153H161V152H160ZM162 153H163V152H162ZM173 153H174V152H173ZM190 153H191V152H190ZM18 154H19V153H18ZM28 154H29V153H28ZM81 154H83V153H81ZM93 154H94V152H93ZM109 154H110V153H109ZM126 154H127V153H126ZM140 154H141V153H140ZM155 154H156V153H155ZM180 154H182V152H181ZM20 155H21V154H20ZM60 155H59V156H60ZM67 155H68V154H67ZM83 155H84V154H83ZM104 155H105V154H104ZM118 155H119V154H118ZM160 155H161V154H160ZM62 156H64V154H63ZM70 156H71V155H70ZM72 156H73V154H72ZM79 156H80V155H79ZM86 156H87V155H86ZM90 156H91V155H90ZM114 156H116V155H114ZM127 156H128V155H127ZM140 156H141V155H140ZM142 156H143V155H142ZM154 156H155V155H154ZM168 156H169V155H168ZM168 156H167V157H168ZM176 156H177V155H176ZM19 157H20V156H19ZM26 157H27V156H26ZM30 157H31V155H30ZM68 157H69V156H68ZM68 157H65V156H64V158H67V159H68ZM116 157H117V156H116ZM119 157H120V156H119ZM121 157H122V156H121ZM134 157H136V155H135ZM134 157H133V159H135ZM24 158H25V157H24ZM53 158H54V156H53ZM69 158H70V157H69ZM71 158H72V157H71ZM93 158H94V157H93ZM101 158H102V157H101ZM111 158H112V157H111ZM129 158H130V157H129ZM148 158H149V156H148ZM148 158H147V159H148ZM157 158H158V157H157ZM159 158H160V157H159ZM181 158H183V157H181ZM19 159H20V158H19ZM21 159H22V158H21ZM54 159H55V158H54ZM82 159H83V158H82ZM138 159H139V158H138ZM143 159H144V158H143ZM163 159H164V158H163ZM15 160H16V161H15ZM22 160H23V159H22ZM52 160H53V159H52ZM56 160H57V158H56ZM56 160H55V161H56ZM80 160H81V159H80ZM104 160H105V159H104ZM106 160H107V159H106ZM109 160H110V159H109ZM129 160H130V159H129ZM131 160H132V157H131ZM149 160H151V159H149ZM156 160H157V159H156ZM111 161H112V160H111ZM136 161H137V160H136ZM146 161H147V160H146ZM146 161H145V162H146ZM161 161H164V160H161ZM50 162H51V161H50ZM69 162H71V161H69ZM77 162H78V161H77ZM85 162H86V161H85ZM90 162H91V161H90ZM103 162H104V161H103ZM116 162H117V161H116ZM118 162H119V161H118ZM133 162H135V161H133ZM152 162H154V160H153ZM156 162H157V161H156ZM158 162H159V161H158ZM166 162H167V161H166ZM178 162H179V161H178ZM25 163H26V162H25ZM71 163H72V162H71ZM75 163H76V162H75ZM75 163H72V164H75ZM94 163H95V162H94ZM110 163H111V162H110ZM123 163H124V162H123ZM147 163H148V162H147ZM28 164H29V163H28ZM77 164H78V163H77ZM79 164H80V163H79ZM130 164H132V163H130ZM141 164H142V163H141ZM143 164H144V163H143ZM162 164H163V163H162ZM33 165H34V164H33ZM65 165H66V164H65ZM70 165H71V164H70ZM88 165H89V164H88ZM105 165H106V164H105ZM109 165H110V164H109ZM132 165H133V164H132ZM151 165H152V164H151ZM178 165H179V164H178ZM180 165H181V164H180ZM184 165H185V164H184ZM184 165H183V166H184ZM186 165H187V164H186ZM29 166H30V165H29ZM49 166H50V165H49ZM61 166H62V165H61ZM80 166H81V164H80ZM117 166H118V165H117ZM119 166H120V165H119ZM133 166H134V165H133ZM143 166H144V165H143ZM169 166H170V164H169ZM171 166H172V165H171ZM58 167H60V166H58ZM85 167H86V166H85ZM103 167H104V165H103ZM114 167H116V165H115ZM114 167H113V169H114ZM125 167H126V166H125ZM130 167H131V166H130ZM162 167H163V166H162ZM164 167H165V166H164ZM186 167H187V166H186ZM66 168H67V167H66ZM79 168H80V167H79ZM89 168H90V167H89ZM91 168H92V166H91ZM109 168H110V167H109ZM111 168H112V167H111ZM141 168H142V167H141ZM144 168H145V166H144ZM144 168H143V169H144ZM171 168H172V167H171ZM180 168H181V167H180ZM42 169H43V168H42ZM58 169H59V168H58ZM63 169H64V168H63ZM67 169H68V168H67ZM80 169H81V168H80ZM93 169H94V168H93ZM131 169H132V167H131ZM148 169H149V168H148ZM163 169H165V168H163ZM22 170H23V169H22ZM64 170H65V169H64ZM105 170H106V166H105ZM116 170H117V169H116ZM141 170H142V169H141ZM29 171H30V170H29ZM67 171H68V170H67ZM70 171H71V170H70ZM113 171H114V170H113ZM138 171H139V170H138ZM161 171H162V170H161ZM164 171H165V170H164ZM168 171H169V170H168ZM187 171L189 172L188 169H187ZM190 171H191V170H190ZM25 172H26V171H25ZM31 172H32V171H31ZM88 172H90V171H88ZM88 172H87V173H88ZM121 172H122V171H121ZM130 172H131V171H130ZM140 172H141V171H140ZM13 173H14V172H13ZM44 173H45V172H44ZM82 173H83V172H82ZM85 173H86V172H85ZM124 173H125V172H124ZM137 173H138V172H137ZM141 173H142V172H141ZM162 173H163V172H162ZM169 173H171V172H169ZM169 173H168V174H169ZM177 173H178V172H177ZM18 174H19V173H18ZM68 174H69V173H68ZM76 174H77V173H76ZM79 174H80V173H79ZM101 174H102V173H101ZM129 174H131V176H133V175H132V172L129 173ZM146 174H147V173H146ZM159 174H160V173H159ZM11 175H12V174H11ZM13 175H15V174H13ZM43 175H44V174H43ZM81 175H82V174H81ZM98 175H99V173H98ZM106 175H107V174H106ZM134 175H135V174H134ZM136 175H138V174H136ZM136 175H135V176H136ZM171 175H172V174H171ZM177 175H178V174H177ZM192 175H193V174H192ZM6 176H7V174H6ZM8 176H9V175H8ZM79 176H80V175H79ZM101 176H103V175H101ZM104 176H105V174H104ZM115 176H116V175H115ZM125 176H126V175H125ZM125 176H123V177H125ZM148 176H149V175H148ZM161 176H162V175H161ZM168 176H169V175H168ZM11 177H13V176H11ZM14 177H15V176H14ZM87 177H88V175H87ZM97 177H98V176H97ZM107 177H109V176H107ZM119 177H121V176H119ZM119 177L116 176V178H119ZM127 177L129 178V176H127ZM163 177H164V176H163ZM166 177H167V176H166ZM177 177H178V176H177ZM177 177H176V178H177ZM88 178H89V177H88ZM88 178H87V180H88ZM150 178H151V177H150ZM184 178H185V177H184ZM184 178H183V179H184ZM13 179H14V178H13ZM13 179H12V180H13ZM77 179H79V177H77ZM82 179H83V178H82ZM106 179H107V178H106ZM121 179H122V178H121ZM147 179H148V178H147ZM160 179H161V178H160ZM18 180H19V179H18ZM35 180H36V179H35ZM87 180H86V181H87ZM107 180H108V179H107ZM110 180H111V178H110ZM110 180H109V181H110ZM126 180H127V178H126ZM128 180L130 181V179H128ZM139 180H140V179H139ZM153 180H154V178H153ZM161 180H162V179H161ZM165 180H166V179H165ZM14 181H15V180H14ZM28 181H29V180H28ZM100 181H101V180H100ZM103 181H104V180H103ZM112 181H113V179H112ZM120 181H121V180H120ZM120 181H119V182H120ZM133 181H134V180H133ZM133 181H132V182H133ZM144 181H146V180H144ZM151 181H152V180H151ZM156 181H158V180H156ZM167 181H168V180H167ZM16 182H18L17 179H16ZM29 182H30V181H29ZM33 182H34V181H33ZM42 182H43V181H41V183H42ZM45 182H46V181H45ZM81 182H82V181H81ZM83 182H84V181H83ZM87 182H88V181H87ZM159 182H161V181H159ZM14 183H15V182H14ZM100 183H101V182H100ZM117 183H118V181H117ZM12 184H13V181H12ZM39 184H40V183H39ZM87 184H88V183H87ZM118 184L120 185V183H118ZM121 184H122V183H121ZM140 184H141V183H140ZM148 184H149V183H148ZM6 185H7V184H6ZM27 185H28V184H27ZM46 185H47V184H46ZM115 185H116V184H115ZM119 185H118V186H119ZM131 185H132V184H131ZM144 185H145V184H144ZM150 185H151V184H150ZM160 185H161V184H160ZM2 186H3V185H2ZM18 186H19V185H18ZM100 186H101V184H100ZM103 186H104V185H103ZM118 186H117V187H118ZM121 186H122V185H121ZM139 186H140V185H139ZM168 186H169V185H168ZM176 186H177V185H176ZM11 187H13V186L11 185ZM26 187H27V186H26ZM147 187H149V186H147ZM162 187H163V186H162ZM164 187H165V186H164ZM9 188H10V187H9ZM13 188H14V187H13ZM75 188H76V186H75ZM99 188H101V187H99ZM16 189H17V188H16ZM39 189H40V188H39ZM39 189H38V190H39ZM142 189H143V188H142ZM154 189H155V188H154ZM140 190H141V189H140ZM151 190H152V189H151ZM164 190H165V189H164ZM4 191H5V190H4ZM8 191H9V190H8ZM15 191H16V190H15ZM25 191H26V190H24V192H25ZM146 191H147V190H146ZM149 191H150V189L148 190V192H149ZM165 191L167 192L168 190H165ZM6 192H7V191H6ZM9 192H10V191H9ZM11 192H12V191H11ZM22 192H23V191H22ZM22 192H21V193H22ZM38 192H39V191H38ZM136 192H137V191H136ZM151 192H152V191H151ZM163 192H164V191H163ZM163 192H162V193H163ZM166 192H164V193H166ZM170 192H172V191H170ZM26 193H27V192H26ZM29 193H30V192H29ZM40 193H41V192H40ZM79 193H80V192H79ZM137 193H138V192H137ZM156 193H157V192H156ZM167 193H168V192H167ZM41 194H42V193H41ZM132 194H133V192H132ZM134 194H135V193H134ZM147 194H148V193H147ZM151 194H154V192L151 193ZM6 195H7V194H6ZM23 195H24V193H23ZM31 195H32V194H31ZM78 195H79V194H78ZM137 195H138V194H137ZM137 195H136V196H137ZM143 195H144V194H143ZM156 195H157V194H156ZM182 195H183V194H182ZM15 196H16V194H15ZM29 196H30V195H29ZM34 196H35V195H34ZM84 196H85V195H84ZM139 196H140V195H139ZM152 196H154V195H151V197H152ZM164 196H165V195H164ZM9 197H10V196H9ZM144 197H145V196H144ZM147 197H148V196H147ZM158 197H159V195H158ZM45 198H47V197H45ZM154 198H155V197H154ZM159 198H160V197H159ZM165 198H166V197H165ZM152 199H153V198H152ZM152 199H151V200H152ZM6 200H7V199H6ZM39 200H40V199H39ZM147 200H148V199H147ZM153 200H154V199H153ZM37 201H38V200H37ZM158 201H159V200H158ZM31 202H32V201H31ZM34 202H35V201H34ZM41 202H42V201H41ZM134 202H135V201H134ZM144 202H145V201H144ZM113 203H114V202H113ZM157 203H158V202H157ZM157 203H156V206H157ZM96 204H97V203H96ZM144 205H145V204H144ZM96 206H97V205H96ZM123 206H124V205H123ZM146 206H147V205H146ZM126 207H127V206H126ZM147 207H148V206H147ZM149 207H151L150 204H149ZM149 207H148V208H149ZM152 207H153V206H152ZM155 208H156V207H155ZM160 208H161V207H160ZM124 209H125V208H124ZM124 209H123V210H124ZM174 209H175V207H174ZM119 210H120V209H119ZM124 211H125V210H124ZM165 213H166V212H165ZM182 214H183V213H182ZM182 214H181V215H182ZM113 217H115V216H113ZM117 217H118V216H117ZM117 217H115V218H117ZM178 217H179V215H178ZM183 217H184V216H183ZM123 218H124V217H122V219H123ZM180 218H181V217H180ZM83 219H84V218H83ZM119 219H120V218H119ZM122 219H121V220H122ZM183 219H184V218H183ZM116 220H117V219H116ZM125 220H126V219H125ZM180 220H181V219H180ZM93 221H94V220H93ZM109 221H110V220H109ZM112 221H113V220H112ZM206 222H207V221H206ZM206 222H205V224L208 223V222H207V223H206ZM101 223H102V222H101ZM115 223H116V222H115ZM128 223H129V222H128ZM90 224H91V223H90ZM107 224H108V223H107ZM109 224H110V223H109ZM143 224H144V223H143ZM143 224H142V226H143ZM156 224H157V223H156ZM198 224H200V222H198ZM99 225H100V224H99ZM111 225H112V224H111ZM133 225H135V224H133ZM138 225H139V224H138ZM140 225H141V224H140ZM175 225H176V224H175ZM191 225H192V224H191ZM201 225H202V224H201ZM201 225H200V226H201ZM207 225H208V224H207ZM102 226H103V225H102ZM114 226H115V225H114ZM157 226H158V225H157ZM200 226H199V227H200ZM203 226H204V225H203ZM209 226H210V225H209ZM112 227H113V226H112ZM115 227H116V226H115ZM133 227H134V226H133ZM140 227H141V226H140ZM159 227H160V226H159ZM163 227H164V226H163ZM177 227H178V225H177ZM196 227H197V226H196ZM199 227H198V228H199ZM204 227H205V226H204ZM207 227H208V226H207ZM207 227H206V228H207ZM227 227H228V226H227ZM106 228H107V227H106ZM130 228H131V227H130ZM130 228H127V229H130ZM152 228H153V227H152ZM179 228H180V227H179ZM210 228H211V227H210ZM98 229H99V228H98ZM108 229H109V228H108ZM108 229H107V230H108ZM187 229H188V227H187ZM201 229H202V226H201ZM208 229H209V228H208ZM208 229H207V231H209ZM215 229H216V228H215ZM229 229H230V228H229ZM100 230H102V229H100ZM166 230H167V229H166ZM198 230H200V229H198ZM210 230H211V229H210ZM103 231H104V229H103ZM103 231H102V232H103ZM110 231H111V230H110ZM140 231H141V230H140ZM125 232H126V231H125ZM148 232H149V231H148ZM212 232H214V231L212 230ZM215 232H216V231H215ZM230 232H231V231H230ZM257 232H258V231H257ZM89 233H90V232H89ZM107 233H109V231H108ZM107 233H106V234H107ZM114 233H115V232H114ZM123 233H124V232H123ZM127 233H128V232H127ZM145 233H146V232H145ZM154 233H156V232H154ZM216 233H217V232H216ZM260 233H261V232H260ZM106 234H105V235H106ZM110 234H111V232H110ZM208 234H209V233H208ZM217 234H218V233H217ZM221 234H222V233H221ZM92 235H93V234H92ZM118 235H119V234H118ZM165 235H166V234H165ZM165 235H164V236H165ZM213 235H214V233H213ZM223 235H224V234H223ZM260 235H261V234H260ZM121 236H122V235H121ZM121 236H120V238H121ZM204 236H206V235H204ZM209 236H211V234H210ZM257 236H259V235H257ZM257 236H256V237H257ZM262 236H263V235H261V237H262ZM88 237H89V236H88ZM147 237H148V234H147ZM219 237H220V235H219ZM229 237H230V236H229ZM232 237H233V236H232ZM259 237H260V236H259ZM86 238H87V237H86ZM113 238H114V237H113ZM221 238H222V237H221ZM241 238H242V237H241ZM263 238H264V237H263ZM91 239H92V238H91ZM104 239H105V238H104ZM110 239H111V238H110ZM157 239H158V237H157ZM199 239H200V238H199ZM203 239H204V238H203ZM206 239L208 240V237H206ZM214 239H215V237H214ZM222 239H223V238H222ZM226 239H227V237H226ZM232 239H233V238H232ZM232 239H231V241H232ZM249 239H250V238H249ZM88 240H89V239H88ZM108 240H109V239H108ZM115 240H116V239H115ZM122 240H123V239H122ZM143 240H144V239H143ZM148 240H149V237H148ZM167 240H168V239H167ZM195 240H196V239H195ZM195 240H194V241H195ZM218 240H219V239H218ZM233 240H234V239H233ZM241 240H242V239H241ZM252 240H254V239L252 238ZM252 240H251V241H252ZM262 240H263V239H262ZM262 240H261V241H262ZM157 241H158V240H157ZM192 241H193V240H192ZM199 241L201 242V240H199ZM235 241H236V239H235ZM245 241H246V240H245ZM247 241H248V240H247ZM261 241H260V242H261ZM109 242H110V241H109ZM189 242H190V241H189ZM195 242H196V241H195ZM195 242H194V244H195ZM223 242H225V241H223ZM223 242H222V243H223ZM112 243H113V242H112ZM112 243H111V244H112ZM121 243H122V241H121ZM143 243H144V242H143ZM158 243H159V242H158ZM170 243H171V242H170ZM228 243H229V242H228ZM233 243H234V242H233ZM236 243H237V242H236ZM243 243H245V242H243ZM254 243H255V242H254ZM258 243H259V242H258ZM262 243H263V242H262ZM107 244H108V242H107ZM114 244H115V243H114ZM150 244L152 245V243H150ZM165 244H166V243H165ZM168 244H169V243H168ZM173 244H174V243H173ZM173 244H171V246H172ZM132 245H133V244H132ZM154 245H155V244H154ZM163 245H164V244H163ZM202 245H203V244H202ZM210 245H211V244H210ZM220 245H222V244H220ZM233 245H234V244H233ZM235 245H236V244H235ZM243 245H244V244H243ZM256 245H257V244H256ZM256 245H255V246H256ZM112 246H113V245H112ZM115 246L117 247V245H115ZM133 246H134V245H133ZM146 246H148V245H146ZM160 246H161V245H160ZM187 246L190 247L189 245H187ZM187 246H184V247H187ZM193 246H194V245H193ZM213 246H214V245H213ZM224 246H225V245H224ZM227 246H228V245H227ZM231 246H232V245H231ZM231 246H230V247H231ZM260 246H261V245H260ZM155 247H156V246H155ZM163 247H164V246H163ZM195 247H196V246H195ZM195 247H194V248H195ZM207 247H208V246H207ZM65 248H66V247H65ZM103 248H104V246H103ZM110 248H111V247H110ZM114 248H115V247H114ZM117 248H118V247H117ZM129 248H131V247H129ZM148 248H149V247H148ZM153 248H154V246H153ZM181 248H182V246H181ZM196 248H197V247H196ZM202 248H203V247H202ZM210 248H213V247L210 246ZM221 248H222V247H221ZM256 248H257V246H256ZM260 248H261V247H259V249H260ZM136 249H137V248H136ZM159 249H160V248H159ZM162 249H163V248H162ZM170 249H171V247H170ZM184 249H185V248H184ZM189 249H190V248H189ZM237 249L239 250L240 248H237ZM101 250H102V249H101ZM111 250H112V249H111ZM180 250H181V249H180ZM191 250H192V248H191ZM194 250H195V249H194ZM194 250H193V251H194ZM203 250H204V249H203ZM206 250H207V249H206ZM214 250H215V247H214ZM233 250H234V249H233ZM241 250H242V249H241ZM260 250H262V249H260ZM77 251H78V250H77ZM109 251H110V250H109ZM147 251H148V250H147ZM159 251H160V250H159ZM166 251H167V250H166ZM168 251H170V250H168ZM188 251H189V250H188ZM201 251H202V250H201ZM209 251H210V250H209ZM218 251H219V249H218ZM236 251H237V250H236ZM114 252H115V251H114ZM117 252H118V251H117ZM126 252H127V251H126ZM145 252H146V251H145ZM148 252H149V251H148ZM163 252H164V251H163ZM184 252H185V251H184ZM186 252H187V251H186ZM194 252H195V251H194ZM194 252H193V254H194ZM197 252H198V251H197ZM211 252H212V250H211ZM211 252H210V253H211ZM214 252H216V251H214ZM225 252H226V251H225ZM239 252H240V251H239ZM254 252H255V249H254ZM260 252H261V251H260ZM166 253H167V252H165V254H166ZM178 253H179V252H178ZM178 253H177V254H178ZM198 253H199V252H198ZM204 253H205V252H204ZM206 253H207V252H206ZM223 253H224V251H223ZM230 253H231V252H230ZM244 253H245V252H244ZM256 253H257V252H256ZM110 254H113V253H110ZM110 254H109V255H110ZM130 254H132V253L130 252ZM130 254H129V255H130ZM154 254H155V253H154ZM168 254H169V253H168ZM182 254H183V253H182ZM188 254H189V253H188ZM191 254H192V253H191ZM207 254H208V253H207ZM218 254H220V253H218ZM224 254H225V253H224ZM253 254H254V253H253ZM261 254H262V252L260 253V255H261ZM61 255H62V254H61ZM94 255H95V254H94ZM126 255H127V254H126ZM179 255H180V254H179ZM184 255H185V254H184ZM184 255H183V257H184ZM195 255H196V254H195ZM200 255H201V254H200ZM213 255H214V254H213ZM213 255H212V258H213ZM221 255H223V254H221ZM67 256H68V255H67ZM92 256H93V255H92ZM105 256H107V255H105ZM112 256H113V255H112ZM117 256H118V255H117ZM121 256H122V255H121ZM127 256H128V255H127ZM166 256H167V255H166ZM189 256H191V255H187L186 257H189ZM214 256H215V255H214ZM216 256H218V255H216ZM227 256H228V255H227ZM254 256H255V255H254ZM82 257H83V259H84V256H82ZM82 257H80V258H82ZM103 257H104V256H103ZM130 257H131V256H130ZM145 257H146V256H145ZM145 257H144V258H145ZM195 257H197V256H195ZM210 257H211V256H209V258H210ZM222 257H223V256H222ZM247 257H249V255H248ZM262 257H263V256H262ZM62 258H63V257H62ZM77 258L79 259V256H78ZM86 258H87V257H86ZM104 258H105V257H104ZM104 258H103V259H104ZM133 258H134V257H133ZM142 258H143V257H142ZM168 258H169V256H168ZM178 258H180V257L178 256ZM199 258H201V257L199 256ZM235 258H236V257H235ZM241 258H242V257H241ZM88 259H89V258H88ZM90 259H91V258H90ZM100 259H101V258H100ZM140 259H141V258H140ZM181 259H182V258H181ZM188 259H191V258H188ZM237 259H238V258H237ZM242 259H243V258H242ZM242 259H241V260H242ZM81 260H82V259H81ZM84 260H85V259H84ZM118 260H119V259H118ZM128 260H130V259L128 258ZM132 260H133V259H132ZM143 260H144V259H143ZM183 260H184V259H182V261H183ZM195 260H197V259L195 258ZM202 260H203V259H202ZM206 260H208V259H206ZM206 260H205V261H206ZM210 260H211V258H210ZM228 260H229V259H228ZM262 260H263V259H261V261H262ZM62 261H63V260H62ZM95 261H96V259H95ZM111 261H112V260H111ZM122 261H124V260L121 259V262H122ZM135 261H136V260H135ZM170 261H171V260H170ZM193 261H194V260H193ZM198 261H200V260H198ZM224 261H225V260H224ZM236 261H237V260H236ZM244 261H245V260H244ZM249 261H250V260H249ZM256 261H257V260H255V261L252 260L251 263H252V262H256ZM104 262H105V261H104ZM117 262H118V261H117ZM140 262H141V261H140ZM143 262H144V261H143ZM172 262H173V261H172ZM179 262H180V261H179ZM179 262H178V263H179ZM184 262H185V261H184ZM186 262H187V261H186ZM201 262H202V261H201ZM207 262H208V261H207ZM212 262H214V261H212ZM239 262H240V261H239ZM246 262H247V261H246ZM262 262H263V261H262ZM262 262H261V263H262ZM115 263H116V262H115ZM126 263H128V262H126ZM135 263H136V262H135ZM160 263H161V262H160ZM187 263H189V262H187ZM85 264H86V263H85ZM89 264H92V262L89 263ZM94 264H95V263H94ZM120 264H122V263H120ZM124 264H125V263H124ZM128 264H129V263H128ZM136 264H138V262H137ZM140 264H141V263H140ZM142 264H145V263H142ZM194 264H196V262H194ZM204 264H205V263H204ZM209 264H210V263H209ZM237 264H238V263H237ZM239 264H240V263H239ZM252 264H253V263H252ZM257 264H258V262H257ZM262 264H263V263H262Z\"/></svg>", "mask_w": 264, "mask_h": 264}]
</instances>
